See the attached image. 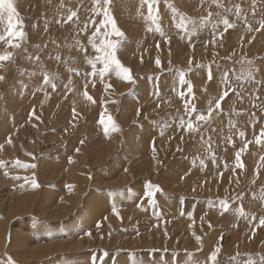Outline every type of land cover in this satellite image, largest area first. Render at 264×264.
I'll return each mask as SVG.
<instances>
[{
  "label": "rangeland",
  "instance_id": "rangeland-1",
  "mask_svg": "<svg viewBox=\"0 0 264 264\" xmlns=\"http://www.w3.org/2000/svg\"><path fill=\"white\" fill-rule=\"evenodd\" d=\"M210 2L158 0L166 34L161 37L148 30L147 5L141 0H112L111 11L126 36L118 58L136 80L128 84L114 73L103 81L84 75L91 71L87 59L94 53L88 40L95 26L79 29L91 25L93 18L102 19L93 17L94 0H63L65 9L60 8L62 0H14L28 43L26 53L0 69L5 77L0 81V161L5 165L0 167V264H204L218 241L223 246L221 264H230L237 251L241 257L235 264L264 255V227L250 239L253 226L264 216V144L256 143L264 127V85H245L242 100L230 93L217 110L220 115L213 112L204 135L205 141L212 138V153L199 134L178 127L181 117L187 119L180 92L187 93L188 85L179 84L177 70L187 71L190 59L193 71L186 79L194 97L185 99L204 114L222 94V73L239 71L241 57L259 68L257 79L264 81V30L249 32L231 13L224 14L236 27L224 32L215 47L210 30L193 37L191 44L180 38L168 4L199 19L208 11L223 12L214 4L209 7ZM222 2L226 7L240 4L254 28L264 18V0H256L255 18L252 0ZM68 7L78 12L79 23L57 24L66 18ZM196 63L205 67L195 69ZM44 72L56 78V90L41 86ZM85 90L94 102L85 98ZM102 112L105 119L113 117L118 132L105 135L99 123ZM229 120L235 125L231 130ZM237 130L245 132L243 140ZM246 141L251 143L241 152L240 169L235 155ZM17 160L37 167H15ZM33 174L40 185L35 190L30 185ZM16 176L29 181L13 179ZM149 183L162 189L155 204L144 196ZM238 195L242 201L233 200ZM224 199L232 209L243 204L248 218L231 210L221 215L216 202ZM114 206L119 217L113 214ZM253 215L256 220L250 224Z\"/></svg>",
  "mask_w": 264,
  "mask_h": 264
},
{
  "label": "snow or ice",
  "instance_id": "snow-or-ice-1",
  "mask_svg": "<svg viewBox=\"0 0 264 264\" xmlns=\"http://www.w3.org/2000/svg\"><path fill=\"white\" fill-rule=\"evenodd\" d=\"M141 2L142 4L147 5V20L150 25L148 30H154L161 37H164L166 34L160 26L159 13L156 8L158 0H141ZM202 2H205V0H202ZM111 4L112 0H94L93 17H102V19L97 22L96 19L93 18L91 20V25L85 23L84 27L82 29H79V31L84 32L90 26H95V30L92 32L91 37L88 40V44L90 45L94 53V56L92 58L87 59V64L90 66L91 71L85 73L84 75L92 78L98 76L101 81H103L105 77L114 73L118 79L125 81L128 84H135L136 80L132 75L131 69L124 66L121 60L118 58V51L123 50V46L126 43V36L116 22V18L114 17L111 11ZM213 4L216 6V8L223 9V12L218 11L214 14L212 11H208L207 15L202 16L199 19L190 18L186 14L180 12L174 6V4H168V7L172 10V15L174 17V27L181 34V39L187 38L189 43L191 44L193 37L198 36L201 32L205 30H210L213 37L212 44L213 47H215L216 40L219 37H222L224 32H227L229 29H234L236 27V23L230 20L224 13H231L232 15H234L235 20L241 21L243 23V26L246 27L249 32L264 30V18L259 19L257 21L258 27L254 28L248 20V13L245 12V10L241 7L240 4H233L231 7H226L222 0H211L209 7H211V5ZM65 7L66 5L63 3L62 0L60 8L65 9ZM67 13L68 14L66 18L61 17L60 19L56 20V23L60 24L61 21H63L64 24L79 23V16L77 11H74L71 7H68ZM251 15L253 18L256 17V0H252ZM221 26L223 28V31H220ZM0 27H2V31H0V46L3 47V52L0 53V69H5L6 62L14 64L15 58L20 52H27L26 45L28 43V33L25 30V25L20 17L14 0H0ZM45 28L47 30V22ZM166 42H170V37ZM76 44L78 45L80 50L85 52L87 51V49L84 48V46L79 41H77ZM57 47H59V45H57ZM157 47H159V45H157ZM205 47H207V42L205 43ZM214 55L216 54L214 53ZM27 59L31 61L33 60V57L28 56ZM39 59V56L35 57V61L38 62ZM229 59H231V57H229ZM55 60L61 61V56L56 55ZM155 63L158 68H161V61L159 59H157ZM188 63L190 67L187 71L179 69L177 70L179 84L181 86L186 84L188 85L187 93L183 91L180 92V97L182 100H184V115L187 117V119L181 117L179 120L178 127L184 129L185 132L193 136L199 134L200 140L207 145L206 150L209 153H212V138L211 136H209L207 141H205L204 135L207 132V128H205V125L210 126V122L213 119V112H216L217 115H220V112H218L217 110L221 109V102L224 101L230 93H235V95L242 100V90L244 89L245 85H264V81L257 79V75L260 71L259 68L253 67V62L251 60H247L244 57H241L238 61L240 65L239 71L235 69H228L222 73L220 81L222 85V94L219 96V99L216 101L214 106L209 103L207 114H204L203 112L197 111L196 105L192 103L191 100L185 99L186 95L188 97H194L192 85L189 80L186 79L188 73H191L193 71V68L191 67L193 61L190 59ZM202 67L205 66L201 65L200 63L195 64V69H200ZM68 71L72 72L73 69L69 68ZM207 73L208 80L212 81L213 74L211 65L207 66ZM75 75H80L79 70L75 71ZM4 80L5 77L3 75H0V81ZM21 83H23V81H21ZM68 83L70 84L71 80H69ZM49 85L53 90H56V78L54 76L49 75L47 72H44L42 73L41 86ZM24 87H27V85H24ZM86 88L87 84H85V89ZM204 91H207V89H205ZM84 96L87 100L93 101V97L88 94L87 90H85ZM254 98L256 100L260 99L258 95H256ZM111 102L115 103V101ZM157 106L159 107V105ZM253 107H257V105L253 104ZM105 114V112H102L99 119V123L102 125L105 135L107 136L110 132H118L120 129L118 125L114 122L113 117L111 115H107V118L105 119ZM137 114L139 115V110L137 111ZM236 115H241V113H236ZM252 115L255 116V113H253ZM233 127H235V125L231 120H229L230 130ZM212 131L215 132L216 129L212 128ZM237 131L239 137L243 140L246 135L245 132L241 130ZM181 139H183V136L181 137ZM231 140L232 137L229 136L228 141L231 142ZM8 143H11L10 138L8 140ZM81 143H83V141H81ZM249 143H251V141H246L244 143V148L236 152L235 167L240 169L244 168V164L241 162V152H243L247 148V145ZM256 143L257 145L264 144V127H261L260 133L256 137ZM153 150H155L154 142ZM33 159H35V157H33ZM211 159L213 163H215L216 157L214 154L211 155ZM261 159H264V157H261ZM4 166V162L0 161V167ZM14 166L23 169H35L37 167L35 163H21L19 160L14 162ZM200 166L205 167L203 160H201ZM5 175H8V173L5 172ZM13 179H23L25 180V182L29 181L28 177L16 176L13 177ZM253 184H255V180L253 181ZM30 185L33 190L38 189L40 187L34 174L31 177ZM161 191L162 189L159 186H153L151 183H149L147 191L144 193V196L152 204H155V196ZM253 198H256L255 193H253ZM242 199L243 195H238L233 198V200L241 201ZM260 199L264 201V188L261 189ZM216 204H218L219 206L221 215L231 210L235 211L240 217L248 218V214L244 211L243 204H240L236 209L231 208V205L227 199L219 200L216 202ZM113 214L119 217V213L116 211L115 206L113 207ZM255 220L256 217L255 215H253L249 219V223L253 224ZM209 227H211V225H209ZM261 227H264V216L260 217L258 224H255L253 226L250 239L255 237L256 229ZM87 234L91 236L90 232ZM195 239L197 244L200 245L202 251V238L197 235L195 236ZM222 239L223 237L221 236L220 240L222 241ZM222 247V244L218 241L217 244L213 247V249L209 252L206 260L204 261V264H221L220 254L222 252ZM238 247L239 246L237 245V248ZM104 255H107V253H105ZM187 255L189 257L193 256V254L191 253ZM240 257L241 253L237 251L235 256L230 258V264H235L236 260ZM242 264H244V262H242ZM246 264H264V255H260L258 261L252 259L251 257H248L246 259Z\"/></svg>",
  "mask_w": 264,
  "mask_h": 264
},
{
  "label": "bare ground",
  "instance_id": "bare-ground-1",
  "mask_svg": "<svg viewBox=\"0 0 264 264\" xmlns=\"http://www.w3.org/2000/svg\"><path fill=\"white\" fill-rule=\"evenodd\" d=\"M245 88V87H244ZM246 89V88H245ZM248 206V205H247ZM248 208H249V206H248Z\"/></svg>",
  "mask_w": 264,
  "mask_h": 264
}]
</instances>
